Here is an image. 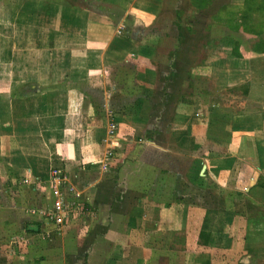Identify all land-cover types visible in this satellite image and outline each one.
I'll return each instance as SVG.
<instances>
[{"label": "crops", "instance_id": "crops-1", "mask_svg": "<svg viewBox=\"0 0 264 264\" xmlns=\"http://www.w3.org/2000/svg\"><path fill=\"white\" fill-rule=\"evenodd\" d=\"M127 5L102 19L80 0H0V264L264 258V0H201L179 48L149 31L170 0ZM34 56L39 73L17 67ZM59 162L81 192L61 227L44 213ZM206 218L225 227L202 245Z\"/></svg>", "mask_w": 264, "mask_h": 264}, {"label": "rangeland", "instance_id": "rangeland-1", "mask_svg": "<svg viewBox=\"0 0 264 264\" xmlns=\"http://www.w3.org/2000/svg\"><path fill=\"white\" fill-rule=\"evenodd\" d=\"M131 1L133 0H80V2H83V4H86L89 6L90 13L94 14L95 16L99 18L101 17L102 19L103 18L109 19L110 15H112V12L114 11L119 10L121 12V9H124L126 6H128L127 4H129ZM200 2L201 0H170L168 11L164 12V14L161 17V20H165L166 23L164 24L156 23L154 26L150 27L149 31L153 32L154 35L158 34V36L162 38H170L174 36L175 38H177L176 47L179 48V41H181L183 38L181 35V32L186 35H200V30H201L200 20L203 19L200 10H197L198 9L197 7H200ZM103 4H106V5H103ZM112 8L114 11H112ZM3 11H4V7H3ZM3 11L1 13L2 17L4 16ZM224 21H231V19L224 18ZM23 34L24 33H22V35ZM5 39L6 38L0 37V77L2 80L7 81L9 68H10L11 61H12L10 60V52H9V49H10V46H12V43H9L8 38L6 40ZM17 46L21 48V47H24V44L20 43V44H17ZM177 50L178 49H174L172 52L177 51ZM36 58L35 56L33 57V59H30V58L24 59L23 57H18L15 61L17 63L18 68H21L23 66V68H27L28 70H33V72L37 70L39 73L40 69L38 68H41L43 65H40L41 64L40 59L38 58L36 59ZM12 62L14 63V61ZM23 113H25V111H23ZM222 131L220 130V133H218V135H222L221 133ZM61 166L62 165L60 164V162L56 164V167H54V171H62L64 174H66L64 171V168H60ZM65 188L68 189L66 185H65ZM227 192L228 190L225 192L226 196L227 194H230ZM219 193L220 191H218V194ZM43 194H44V199H45L46 191H44ZM218 194H217L216 187L210 186V190L207 192V196H206L208 200L207 205L210 208V211H209L210 213L215 212L214 210L215 206H214V203H211V200H213L214 198H218L219 196ZM242 196L243 194H239V197L236 196L235 194V197L237 198H240ZM249 201L250 199L247 196L245 197L243 196V199L240 202H242L243 205H245L246 203H248L249 205ZM44 202L42 203V205H44ZM235 202H238V201H235ZM40 205L41 204L37 202L33 206L39 207ZM79 212L80 211L76 212V215H78ZM208 217H211V216H208ZM223 223H224V220H223ZM242 232L243 234L241 237V242L243 243L244 241L248 240L249 236L247 237V235H250L251 231L242 230ZM199 244H201V241ZM193 247H194V251H197L199 253L197 256L200 257L203 264H211V260H212V264H245L244 262L240 260L231 262V257H229L226 254L225 255H211V253H207L208 252L207 249H198L199 246H195V245ZM254 249L255 251H257L256 247H254ZM256 253H259V252H256ZM193 254H196V252ZM240 255L242 256V259L245 257L249 258V252H246V250H244L243 248H242ZM250 258L253 260L252 264H256V263L264 264V258H256L253 255H251ZM206 260H208L209 263L206 262ZM254 260H259V261H254Z\"/></svg>", "mask_w": 264, "mask_h": 264}, {"label": "built area", "instance_id": "built-area-1", "mask_svg": "<svg viewBox=\"0 0 264 264\" xmlns=\"http://www.w3.org/2000/svg\"><path fill=\"white\" fill-rule=\"evenodd\" d=\"M116 129V125L111 126V131ZM67 177L61 171H54L51 177L50 189L53 198L52 206L44 211L46 218L54 226L61 227L71 215L79 210V199L81 192L73 186L65 188ZM70 195L75 199L71 200Z\"/></svg>", "mask_w": 264, "mask_h": 264}, {"label": "trees", "instance_id": "trees-1", "mask_svg": "<svg viewBox=\"0 0 264 264\" xmlns=\"http://www.w3.org/2000/svg\"><path fill=\"white\" fill-rule=\"evenodd\" d=\"M258 185L264 188V177L262 176L258 181ZM223 219L214 220L213 218H206L200 233V241L202 245H208L212 232H222Z\"/></svg>", "mask_w": 264, "mask_h": 264}]
</instances>
